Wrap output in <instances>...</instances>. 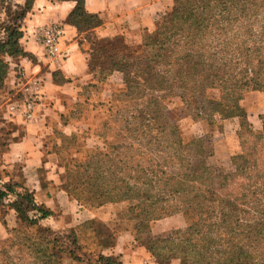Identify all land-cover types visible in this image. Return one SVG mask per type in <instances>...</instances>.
Masks as SVG:
<instances>
[{
	"label": "trees",
	"instance_id": "16d2710c",
	"mask_svg": "<svg viewBox=\"0 0 264 264\" xmlns=\"http://www.w3.org/2000/svg\"><path fill=\"white\" fill-rule=\"evenodd\" d=\"M34 1L23 0L18 19ZM53 1L75 3L67 22L81 35L79 44L90 46L87 73L99 80L120 75L124 89L116 101L132 107L119 130L120 142L95 152L78 181L68 175V198L91 208L135 202L143 207L139 230L150 228L168 210L189 214L186 230L149 240L145 249L158 264H264V115L259 116L261 129L254 131L241 106L247 92L264 93V0H173L136 48L119 37L98 39L93 30L102 21L85 11L84 0ZM4 33L0 89L13 61L32 59L20 45V26H8ZM211 91L218 100L209 97ZM175 100L193 121H238L247 147L231 158L232 172L208 163L213 156L208 140L184 139L172 117ZM1 173L0 209L6 210L0 223L8 238L0 244V264H26L11 255L14 248L18 254L27 251V264H59L64 244L18 242L12 236L17 223L49 234L40 225L53 212L39 206L21 171L2 168ZM120 258L101 255L98 260L123 264Z\"/></svg>",
	"mask_w": 264,
	"mask_h": 264
},
{
	"label": "rangeland",
	"instance_id": "374dc122",
	"mask_svg": "<svg viewBox=\"0 0 264 264\" xmlns=\"http://www.w3.org/2000/svg\"><path fill=\"white\" fill-rule=\"evenodd\" d=\"M19 6H23V0H11L6 4H0V43L5 38L6 27L17 25L22 28L23 20L18 19ZM83 43L86 42L83 41ZM139 45L128 46L136 48ZM85 47L90 49L88 43ZM15 61L12 62L10 69H16ZM23 76L24 72L19 69H16V74L13 75L17 80ZM87 76L77 81L74 88L75 99L64 113L65 115H62L64 119L50 121L48 134L43 137L45 158L52 164L49 170L59 174L61 186L65 192L69 174L74 182L78 181L83 175L82 167L95 152H104L106 148L116 146L120 142L118 133L124 127L123 119L132 111V107L126 106L127 104L120 105L116 101L115 96L124 89L120 75L115 74L106 80H99L93 72L87 73ZM13 77L8 73L0 89V162L1 154L8 144V137L17 126L14 122L32 121V119H25L21 113V108L28 96H25L24 91L17 89V81L13 80L14 83H12ZM258 93L247 92L241 102L254 131L261 129L259 116L264 115V95L258 97L256 95ZM209 97L218 100L219 95L216 91H211ZM170 108L173 111L172 117L177 122L184 139L208 140L213 150V156L208 159V163L225 172H232L234 169L231 158L243 154L247 147L246 140L238 134V121L233 118L221 120L218 117L193 121L176 100ZM131 163H135V159ZM2 166L0 163V180L4 181L1 173ZM12 170L22 171L18 166ZM5 172L7 171L4 170ZM77 206L82 209H78ZM68 208L69 214H62V210L58 209L41 223V228L50 230L49 234L41 233L40 228H26L17 223L13 227L16 232L12 236H15L18 242L27 239L43 242L46 239L55 240L57 245L64 244L66 251L61 255L59 264H105L103 260H98L101 255L120 256L119 250L123 247L127 252L126 259L135 264H158L152 257L149 261L148 253L145 254V247L149 244V240L166 238L171 235V232L184 231L192 222L189 214L182 211L169 214L168 210L165 215L154 221L150 228L139 230L137 225L139 220H143V217H139L142 216L143 207H139L135 202L106 204L97 208L73 202V205ZM4 210L6 208L0 209V216H5ZM85 210L97 212L95 219L90 222V227L81 226L84 218L78 216L79 212H85ZM102 210H105V214L99 215L98 212ZM109 212L112 215L111 221L103 220ZM107 224L110 226L108 227ZM6 238H8L7 230L0 223V244ZM13 250L11 255L21 256L26 259V264L30 263L31 259L25 249H22L20 254L15 253L16 248ZM78 257L80 260L75 259ZM168 264H180V262L173 260Z\"/></svg>",
	"mask_w": 264,
	"mask_h": 264
},
{
	"label": "crops",
	"instance_id": "0c3cea01",
	"mask_svg": "<svg viewBox=\"0 0 264 264\" xmlns=\"http://www.w3.org/2000/svg\"><path fill=\"white\" fill-rule=\"evenodd\" d=\"M84 5L88 14L96 15L102 21V25L93 30L98 39L119 37L127 45H139L143 34L152 31L158 18L173 6V0H84ZM74 8L75 3L71 1L35 0L31 11L22 21L23 37L20 45L32 59L19 58L14 62V67L24 72L21 79L13 77L16 69H10L9 76L13 77L12 83L17 81V89L24 91L25 96L37 93L38 101L32 121L14 122L17 126L8 137L0 162L2 168L13 169L18 166L22 170L25 185L34 194L39 206L52 212L60 209L62 214H69L68 207L76 202L68 198L61 186L59 174L49 170L52 164L45 158L43 137L48 134L49 122L61 120L73 103L77 81L88 77L89 49H86V43L79 44L81 35L67 22ZM53 24L61 25L64 31L60 48L66 54L63 59L46 57L36 40L35 31L38 28ZM55 74L65 83L55 82ZM256 95L261 97L264 93ZM98 213L104 215L105 210ZM78 216L84 218L81 223L83 226L92 222L97 212L85 210L79 212ZM111 218L109 212L103 220L111 221ZM119 253L123 264H135L126 259L124 247Z\"/></svg>",
	"mask_w": 264,
	"mask_h": 264
},
{
	"label": "built area",
	"instance_id": "2783aa9c",
	"mask_svg": "<svg viewBox=\"0 0 264 264\" xmlns=\"http://www.w3.org/2000/svg\"><path fill=\"white\" fill-rule=\"evenodd\" d=\"M37 42L41 45L44 54L50 59L65 58L66 54L61 51V44L64 38V31L61 25L53 24L38 28L35 31ZM38 94L32 93L21 108L25 119H33L35 106L37 105Z\"/></svg>",
	"mask_w": 264,
	"mask_h": 264
}]
</instances>
